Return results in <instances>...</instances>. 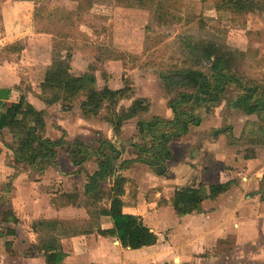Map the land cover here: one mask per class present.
I'll return each mask as SVG.
<instances>
[{
  "label": "rangeland",
  "instance_id": "1",
  "mask_svg": "<svg viewBox=\"0 0 264 264\" xmlns=\"http://www.w3.org/2000/svg\"><path fill=\"white\" fill-rule=\"evenodd\" d=\"M144 2L143 7L138 1L130 7L128 2L119 0H0V63L12 66L16 73H28L21 75L22 85L14 95L18 100L23 93H33L35 87L40 90L47 68L56 59L63 58L70 62L74 75L95 71L101 88L116 89L130 83L136 97L150 101L147 114L127 121L120 133L112 130L109 134V140L121 152L120 164L138 159V147L148 144V139L138 129L141 118L174 119L169 102L184 90L174 84L181 79L178 73L187 68L211 71L214 57L212 60L204 57L202 49L205 46L214 44L228 54L229 71L264 86V0H249L248 6L253 10L242 14L218 10V0ZM21 30L28 33L27 36L21 37ZM236 91L231 90L226 100L201 125L193 126L187 135L173 142L175 157L172 161L176 171L187 162L201 172L204 181L206 178L216 183L220 177L226 180L234 177L236 187L230 188L234 192L242 185L245 177L242 166L249 155L254 154L258 159L250 168L264 173V146L252 144L249 130L245 133L249 123L258 118L230 108ZM81 101L62 102L52 113L42 114L44 136L54 140L64 138L69 142L84 138L90 144L96 139H108L106 129L112 125L108 123L107 111L86 117ZM131 103L124 100L119 109ZM8 134V139L5 135L1 139L3 144L0 143L6 149L1 158L11 168L8 170L11 176L0 186V231L2 210L12 207L19 184L25 185L23 191L26 185L34 184L39 191L47 189L37 183L44 178L45 172L34 171L15 161L9 147L16 144V139ZM104 151L115 155L108 147ZM58 159L64 169L71 168L66 147L59 149ZM97 164L95 158L85 162L81 169L76 168V172L68 171L77 175L69 184L76 198ZM126 168L118 174L128 171L133 177L144 176L153 170L144 162L131 163ZM16 174L18 176L13 178ZM128 180L133 194L139 186L135 179ZM111 183H105L104 189ZM9 239L18 240L19 237ZM12 248L7 247L9 255Z\"/></svg>",
  "mask_w": 264,
  "mask_h": 264
},
{
  "label": "crops",
  "instance_id": "2",
  "mask_svg": "<svg viewBox=\"0 0 264 264\" xmlns=\"http://www.w3.org/2000/svg\"><path fill=\"white\" fill-rule=\"evenodd\" d=\"M19 32L21 37L28 34L23 30ZM14 70L7 63H0V90H12L10 103L19 102L24 96L43 114L52 113L61 106L62 102L47 105L40 98L41 88L38 90L36 87L33 93H23L18 100L14 95L22 85L21 75L28 73H16ZM136 99L138 97L135 95L128 101L133 103ZM108 123L112 128L106 129V136L111 140L109 134L115 129L111 122ZM8 132L15 140V134L6 128L0 137L1 144V139L6 136L8 139ZM0 149L1 186L11 176L8 171L11 168L1 158L6 154V149L2 145ZM172 161L169 163L170 174L164 176L157 175L153 170H147L144 176L133 177L128 171L123 173L125 177L135 179L139 186L133 194L129 181L125 186L122 197L124 212L141 217L158 235L157 244L134 250L112 235V218L102 215L86 192L89 176L98 170V164L90 172L84 187H80V194L76 198L69 184L72 179L76 180L77 175L69 174L68 171L76 172V168L81 167L75 166L70 159V170L64 169L59 162L57 167L45 171L44 178L37 183L47 189L39 191L34 187L35 184L26 185L25 191L22 189L24 184H19V189H15L12 207L2 210L0 264H48L47 253L52 252L54 247L65 254L61 264H264V200L258 193L264 173L250 168L258 161L256 156L243 163L245 177L240 189L235 192L234 177L227 180L220 177L216 183L208 182L206 178L204 181L201 172L195 167L192 168L186 162L178 167L177 172ZM112 187L111 183L105 190ZM187 187L201 189L203 199L193 213L180 216L172 200L177 191ZM8 211H13L19 220L18 224L3 221ZM9 228L15 229L16 234L8 235ZM11 237L19 239H9ZM8 241H12L15 246L10 255L7 253Z\"/></svg>",
  "mask_w": 264,
  "mask_h": 264
},
{
  "label": "trees",
  "instance_id": "3",
  "mask_svg": "<svg viewBox=\"0 0 264 264\" xmlns=\"http://www.w3.org/2000/svg\"><path fill=\"white\" fill-rule=\"evenodd\" d=\"M119 1L128 2L127 6L130 7L135 6V1L140 2L141 7L146 4L144 0ZM248 2L249 0H218L217 9L242 14L253 10L248 6ZM159 21L161 23L162 19ZM202 54L209 60L214 57L213 67L208 73L189 68L178 73L181 79L174 84L184 87V90L169 102L174 119L167 120L154 116L151 119L139 120V132L148 139V144L138 147V159L120 164L121 152L109 139H96L89 144L83 139L69 142L64 138L59 140L46 138L43 134L44 125L40 119L43 112L24 96L19 102L10 103L12 94L10 89L0 90V137L3 136V130L9 128L15 134L16 144L10 149L18 164L40 173L51 166L59 165L61 147H66L73 164L77 167H82L85 162L96 158L98 170L89 176L86 192L100 213L112 218L114 231L111 234L123 241L126 247L134 250L155 245L158 242V235L144 223L143 219L124 212L125 202L122 197L129 180L118 174L119 172L126 170L127 165L131 163L144 162L157 175H167L169 163L175 157L173 142L187 135L193 126L201 125L204 119L212 115L226 100L227 94L233 89L237 91L230 108L241 110L247 116H257L258 121L250 122L245 133L247 134L249 130L252 144L264 146V86L229 71L228 54L221 52L214 44L205 46ZM71 70L70 62L63 58L56 59L47 68L40 94V98L47 105L82 99L81 109L86 117H93L106 110L109 115L107 120L113 124L117 133H120L127 121L150 111V101L147 98H138L130 107L119 109L122 101L135 97L136 92L132 84L128 83L116 90L109 86L101 88L95 71L77 76ZM105 147L115 155L105 153ZM253 156L254 154L247 158ZM17 176L18 174L13 178ZM109 181L113 187L105 190L103 185ZM258 193L264 200V178ZM202 199L201 189L187 187L177 191L172 201L177 213L184 216L193 213ZM3 221L19 223L13 211L6 212ZM15 234V229H8V235ZM12 246L13 242L8 241L7 247ZM52 250L47 253V263L61 264L65 254L57 247Z\"/></svg>",
  "mask_w": 264,
  "mask_h": 264
}]
</instances>
